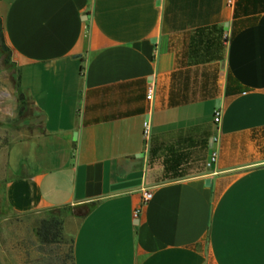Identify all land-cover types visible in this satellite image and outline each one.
<instances>
[{"label": "crops", "instance_id": "crops-1", "mask_svg": "<svg viewBox=\"0 0 264 264\" xmlns=\"http://www.w3.org/2000/svg\"><path fill=\"white\" fill-rule=\"evenodd\" d=\"M0 16L40 117L6 147L0 217L94 203L62 223L75 264H264V0H0Z\"/></svg>", "mask_w": 264, "mask_h": 264}, {"label": "rangeland", "instance_id": "rangeland-1", "mask_svg": "<svg viewBox=\"0 0 264 264\" xmlns=\"http://www.w3.org/2000/svg\"><path fill=\"white\" fill-rule=\"evenodd\" d=\"M11 53L0 46V168L4 165L8 143L30 133L39 123V115L29 98L18 87V67L13 65ZM23 96V100L20 97ZM70 207L53 210L62 221ZM48 212L0 217V264H40L63 260L70 250V240L61 235L57 242L40 243L35 234L39 222Z\"/></svg>", "mask_w": 264, "mask_h": 264}, {"label": "trees", "instance_id": "trees-1", "mask_svg": "<svg viewBox=\"0 0 264 264\" xmlns=\"http://www.w3.org/2000/svg\"><path fill=\"white\" fill-rule=\"evenodd\" d=\"M0 46L7 50L9 54L11 53L10 48L6 45L5 40H4V33H3V23H2V18L0 16ZM13 65H16L13 63ZM18 87H19V82H18ZM20 89V87H19ZM21 90V89H20ZM20 100H23V96L20 97ZM94 206V203H82L76 206L70 207V213L75 216H84L87 214L92 207ZM68 206H63V207H54V208H49L47 210H44V212H48L50 216L48 218L42 219L37 227L35 228V234L40 240V243H53L58 241V237L61 235V224L62 221L59 220V218L52 214L53 210L58 209V208H65ZM71 246L68 254L66 255L63 260H58V262L54 263L52 261L45 262V260H42L40 264H75L74 262V256H73V248H72V240H70Z\"/></svg>", "mask_w": 264, "mask_h": 264}, {"label": "built area", "instance_id": "built-area-1", "mask_svg": "<svg viewBox=\"0 0 264 264\" xmlns=\"http://www.w3.org/2000/svg\"><path fill=\"white\" fill-rule=\"evenodd\" d=\"M152 96H153V89H152V87H149L148 90H147V94H146L147 100H151ZM213 120H214L215 123L219 122V120H220V111H219L218 108L215 109V111H214ZM143 126H144V129H143L144 135H147L148 129H149V123H148L147 120L144 121ZM151 196H152V191L149 190V189H145L142 192L140 204H139V206L136 209H134V216L135 217H137L140 207L142 205H144L146 202H148L149 199L151 198Z\"/></svg>", "mask_w": 264, "mask_h": 264}]
</instances>
